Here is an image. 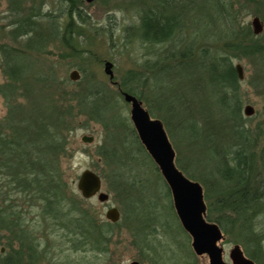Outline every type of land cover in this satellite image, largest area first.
<instances>
[{
  "label": "rangeland",
  "instance_id": "374dc122",
  "mask_svg": "<svg viewBox=\"0 0 264 264\" xmlns=\"http://www.w3.org/2000/svg\"><path fill=\"white\" fill-rule=\"evenodd\" d=\"M77 1L83 4L81 11L87 15L88 25L80 24L82 26L73 31L74 37H67L64 41L66 44L62 43L61 36L55 41L48 40L41 53L33 55L31 60L36 69L43 68L53 73L61 88V93L55 94L58 95L56 99L62 103L67 115H77L68 125V151L60 167L63 171L62 178L67 197L76 195L81 198L77 189L79 176L85 170H92L101 176L102 191L109 194V201L101 203L94 197L86 200L84 208L94 211L97 220L105 224L102 228L107 231V243L99 244L96 241V234H93L98 231L96 227L90 228L92 237L87 245L82 236L84 232L79 228L66 227L63 224L53 225L54 222L41 218L40 210H27L25 207L28 214L24 220L25 232L27 241L38 256L36 264H130L133 261L140 264H203V259L195 255L189 239L182 233L177 210L172 204L173 198L164 178L135 138L138 133L131 123V105L125 102L123 94L127 92H124L123 84L133 77L142 79L144 86L138 90L141 97L139 101L152 119L163 123L175 153V166L186 178H196V182L203 187L198 179L207 173L202 170L205 165L198 164L205 159L206 152L200 149L194 138H189L190 128H182L178 116L173 117V112L190 115V118L197 116L203 122L202 114L208 111L206 103H210L211 98L203 93L198 94L199 58L196 56L203 55L206 51L207 54L219 58L224 51H228L225 43L230 38L225 33L231 29V25H228L224 15L221 19L218 17L217 14L220 13L215 10L214 0H168L167 5L171 8L166 11L175 17L180 14V28L170 42L152 45L142 41L138 28L143 12L150 9L161 10L158 7L159 0H94L92 3ZM242 1L244 0L219 2H222L224 9L237 3L233 13L240 12V24L251 25L254 17L264 23L253 13L251 6L247 8L244 4L247 10L241 9ZM10 3V0H0V46H4V51H0V126L3 128L7 124L6 117L10 111L22 107L29 109L31 103H34L33 97L22 84H17L16 90L13 89L17 97L16 107L10 109L6 104L7 100L3 98V87L10 82L3 67L6 52L26 53L21 44L24 40L18 44L10 41L7 36L10 30L8 24L13 19L14 11ZM31 4L27 2L23 9H29ZM34 7L37 13H49V17L39 21L40 25L51 29L52 18L55 17L58 19L55 27L60 34L63 32L62 28L68 21L64 14L67 9L65 2L37 0ZM233 26L236 27L234 24ZM258 35H255L258 44L264 46V38L261 39L264 31ZM73 46L77 52L72 50ZM183 49L186 53L181 56ZM192 50L195 56L191 55ZM239 55L243 56V52ZM107 62L112 65V77L106 72ZM232 62L233 66L241 64L243 67L244 79L239 80L240 107L246 127L253 131L252 138L257 143L255 152L260 155L264 147V51L255 57L232 58ZM73 70L80 74L78 81L72 82L70 79ZM94 86H104L110 94V107L104 111L102 123L83 115L82 107L76 105L80 92ZM245 106L254 108L251 117L244 115ZM168 108L172 110L169 111ZM209 119L215 120L213 124H218L222 118L216 115L209 116ZM84 135L94 137V141L84 143ZM120 143L122 150L117 149L116 158H126L123 168L113 165L109 155ZM119 182L128 184V194H119L113 190ZM204 202L208 211L209 202L205 197ZM112 206L117 207L121 215L116 223L105 217ZM233 221L235 219L232 218L231 222ZM255 221L264 246V218L258 217ZM1 226L4 228L3 223H0ZM11 232L15 233L16 230ZM1 234L5 235L3 244L0 245L1 254L8 255L13 249L20 248L24 252L30 250L27 244L22 248L13 233L4 231ZM105 239L103 238L104 241ZM221 243L225 250L226 264H231L229 252L236 244L244 251L243 245L237 242L234 234L224 233Z\"/></svg>",
  "mask_w": 264,
  "mask_h": 264
},
{
  "label": "trees",
  "instance_id": "16d2710c",
  "mask_svg": "<svg viewBox=\"0 0 264 264\" xmlns=\"http://www.w3.org/2000/svg\"><path fill=\"white\" fill-rule=\"evenodd\" d=\"M10 1L14 11L13 19L8 24L10 30L7 36L10 41L18 44L24 40L21 44L26 53L6 52L3 67L11 83L4 85L3 98L7 100L6 104L10 109L16 107L15 86L22 84L21 86L33 97L34 103H31L29 109L14 108L6 117L5 128L0 126V208L3 207L0 211V223L4 224V228L0 227V245L5 238L1 233L9 231L13 233V237L19 239L22 248L27 244L30 250L24 252L21 248L13 249L8 255L1 254L0 250V264H36L38 256L27 241L24 223L28 215L26 212L31 208L40 210L41 218L54 222L53 225L63 224L66 227L79 228L84 232L82 236L87 245L92 237H90V228L93 227L98 229L93 233L96 234L94 235L96 241L99 244L107 243L105 239L107 231L102 228L105 224L97 220L94 211L90 212L84 208L86 200L76 195L67 197L66 185L62 178L63 171L60 167L68 151L69 143L66 136L69 132L68 125L77 115H67L62 103L56 99L58 95L55 94H60L61 88L57 85L53 73L43 68L36 69L31 60L33 55L41 53L48 40L55 41L61 36L62 43L66 44L64 41L67 37H74L73 31L79 26L88 25L89 22L87 15L81 11L83 4H79L80 1L62 0L67 4L64 14L68 21L60 34L55 27L58 20L55 17L52 18L51 29H45L40 25L39 21L49 17V13L42 15L40 11L38 13L35 11L34 4L37 0ZM214 1L215 10L220 13L217 14L218 17L221 19L224 15L228 25H231V29L225 33L226 37L234 41L229 40L227 44L225 43V47L229 50L224 51L219 58L207 54L206 51L203 55L196 56L199 58L198 94L203 93L211 98L210 103H206L208 111L202 114L203 122L201 123V118L197 116L190 118V115L175 111L173 117L178 116L182 128H190L189 138H194L200 149L206 152L207 156L198 165H205V169L202 170L206 171L207 175L198 181L203 183L204 197L209 202L207 217L216 222L227 235L234 234L237 242L243 245L245 254L256 264H264V246L260 241L262 239L257 232L255 221L258 217L264 218V147L260 155H257L255 152L257 143L255 138H252L253 131L246 127L242 117L239 77L232 62V58L258 56L263 53L264 46L258 44L251 25L240 24L238 21L240 12L233 13L237 3L224 9L220 0ZM27 2L32 4L29 9L24 10L23 5ZM159 2L158 7L161 10L150 9L143 12L140 17L138 29L144 43L166 44L180 28V14L176 17L169 15L166 11L171 8L167 5L169 1L159 0ZM244 4L247 8L251 6L253 13L264 21V0H244L241 9L244 8ZM247 8H244L245 11ZM263 38L264 36L261 37ZM72 50L77 52L74 46ZM0 51H4V46H0ZM240 52H243V56L239 55ZM185 53L183 49L180 55L184 56ZM191 55L195 56L193 50ZM177 61L175 66L178 65ZM141 80L140 77L127 80L123 84L124 92L140 100L138 90L144 86ZM109 99L110 94L106 87H87L80 92L76 105L82 107L83 115L102 123L103 113L110 107ZM168 110L172 109L168 108ZM216 115L222 119L218 124H213L215 120L211 121L209 116ZM135 138L142 150L147 152L138 134ZM119 148L122 150L121 143L109 154L110 161L116 167L123 168L126 158L122 156L116 158ZM148 157L152 158L149 153ZM156 168L158 169L157 165ZM190 180L197 181L194 177ZM120 182L113 190L119 194H128V184ZM166 186L173 198L168 183ZM25 207L27 210L24 209ZM232 218L235 221L231 222ZM14 229L16 232H11Z\"/></svg>",
  "mask_w": 264,
  "mask_h": 264
},
{
  "label": "water",
  "instance_id": "95a60500",
  "mask_svg": "<svg viewBox=\"0 0 264 264\" xmlns=\"http://www.w3.org/2000/svg\"><path fill=\"white\" fill-rule=\"evenodd\" d=\"M87 3H92L94 0H85ZM251 26L253 34H261L263 32V24L258 17H254ZM238 73L239 80L244 79L243 67L241 64L234 65ZM112 65L106 63V72L112 77L110 68ZM80 74L77 70L70 73V79L78 81ZM125 102L131 105V123H133L141 143L145 146L147 152L152 157L157 165L161 175L165 178L170 186L174 205L177 210L178 217L183 222L184 226L195 236L198 244V250H217L218 259L212 264H225L221 260L222 248L216 246V242L224 239L223 233L217 224L204 223L202 213L204 211L203 187L197 182H191L184 176L180 170L175 166V153L171 143L169 142L164 125L157 119H152L148 111L142 106L141 101L134 95L129 93L123 94ZM254 108L245 106L244 115L252 116ZM84 143H92L94 137L84 135L82 137ZM77 189L81 194V198L90 200L94 197L101 203L109 201V194L102 191V178L98 173L92 170H85L80 176L77 184ZM110 222L116 223L120 219V212L116 207L108 209L105 215ZM208 230V232H206ZM3 252V250H2ZM232 264H256L252 259L248 258L243 249L239 245H235L229 252ZM130 264H140L133 261Z\"/></svg>",
  "mask_w": 264,
  "mask_h": 264
},
{
  "label": "flooded vegetation",
  "instance_id": "af4514ba",
  "mask_svg": "<svg viewBox=\"0 0 264 264\" xmlns=\"http://www.w3.org/2000/svg\"><path fill=\"white\" fill-rule=\"evenodd\" d=\"M261 23H262V21H261ZM263 24V31H264V23H262ZM259 35L257 34V37H258ZM260 45V44H259ZM260 55V54H259ZM152 118V117H151ZM137 132V131H136ZM138 136H139V134H138ZM140 138V137H139ZM163 177V176H162ZM164 180L166 181V183L168 182L165 178H164ZM203 199H204V194H203ZM204 202V201H203ZM204 206H205V208H204V211H203V213H202V219H203V221H204V223H207V224H209V225H211V224H217L216 222L214 223V221H211L208 217H207V206H206V204H205V202H204ZM111 208H113V206L111 207ZM117 208V207H116ZM110 209V208H109ZM118 209V208H117ZM119 210V209H118ZM120 212V211H119ZM106 215V214H105ZM121 216V215H120ZM179 220H180V223H181V230H182V233L186 236V238L187 239H189V241H190V244H191V247H192V249H193V251H194V253H195V255H197L198 257H201L202 259H203V264H206L205 262L207 261L208 263L207 264H212V261H213V263H215V260H220V259H218V251L217 250H211V252H209V250H203V251H201V250H198L197 249V246H198V244H196L197 243V241H196V239H195V236H193V234L184 226V224H183V222L181 221V219L179 218ZM119 221V220H118ZM117 221V222H118ZM113 223V222H112ZM218 225V224H217ZM219 226V225H218ZM219 228H220V226H219ZM220 230L222 231V229L220 228ZM206 232H208V230H206ZM223 232V231H222ZM221 232V233H222ZM223 235H224V233H223ZM223 240L224 239H222V240H220V241H218V242H216V246L217 247H220V248H222L223 250H222V254H221V260H222V262H224L225 264H226V261H225V259H224V254H225V250H224V248H223V246H222V243L221 242H223ZM246 255V254H245ZM247 256V255H246ZM248 257V256H247ZM248 258H250V257H248ZM229 259H230V257H229ZM251 259V258H250ZM254 261V260H253ZM230 262H231V264H232V261L230 260ZM255 262V261H254ZM256 263V262H255ZM228 264V263H227Z\"/></svg>",
  "mask_w": 264,
  "mask_h": 264
}]
</instances>
